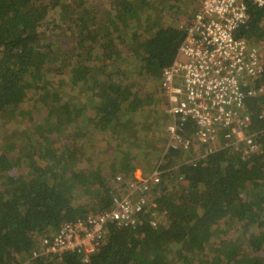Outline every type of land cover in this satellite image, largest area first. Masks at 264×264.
<instances>
[{
  "label": "trees",
  "instance_id": "obj_1",
  "mask_svg": "<svg viewBox=\"0 0 264 264\" xmlns=\"http://www.w3.org/2000/svg\"><path fill=\"white\" fill-rule=\"evenodd\" d=\"M77 1L0 0V128L23 112L29 122L24 118L22 132L33 140L29 154L15 147L0 151V264H264V151L224 142L189 163L183 150L159 146L160 138L167 140L170 118L158 108L164 94L158 82L176 58L185 29L155 23L154 29H136L140 0ZM248 8L250 18L237 34L257 43L264 40V6L250 2ZM59 26L72 35L71 48L61 53L68 37L61 44L42 39ZM63 61L71 66L75 92L62 80ZM259 84L264 72L250 87ZM81 86L88 91H79L85 90ZM31 94L35 101L29 104ZM244 100L248 131L264 144V95ZM141 115L142 127L153 131L157 154L151 159L159 158L164 169L153 191L156 212H166L168 224H153L151 216L135 226L109 223L105 242L88 260L77 250L45 254L44 236L111 207L116 188L101 166L108 161L94 158L88 167L80 162L97 157L102 140L127 141L132 120ZM175 123L189 133L198 127L191 118ZM18 133L9 134L18 139ZM119 160L125 184L134 166ZM237 225L242 229L235 232ZM217 235L219 243L213 241Z\"/></svg>",
  "mask_w": 264,
  "mask_h": 264
},
{
  "label": "built area",
  "instance_id": "obj_2",
  "mask_svg": "<svg viewBox=\"0 0 264 264\" xmlns=\"http://www.w3.org/2000/svg\"><path fill=\"white\" fill-rule=\"evenodd\" d=\"M264 6V0H201L194 18L185 27V38L173 63L163 68L161 83L167 100L166 111L173 118L166 150L189 152L186 162L204 159L220 132L226 129L223 145L244 144L248 151H264V144L248 132L251 117L245 96L264 95V85L251 88L264 72V40L251 42L237 31L250 18L248 3ZM194 119L198 124L189 133L175 123ZM182 130L185 133H182ZM150 175L116 176L119 190L111 207L96 215L88 214L65 222L59 231L42 238L45 254L77 250L85 260L105 242L109 223L135 226L151 216L152 223L168 224L166 212H156L154 187L162 180V161ZM184 178V176H182ZM124 186V188H122ZM159 191V190H158Z\"/></svg>",
  "mask_w": 264,
  "mask_h": 264
},
{
  "label": "rangeland",
  "instance_id": "obj_3",
  "mask_svg": "<svg viewBox=\"0 0 264 264\" xmlns=\"http://www.w3.org/2000/svg\"><path fill=\"white\" fill-rule=\"evenodd\" d=\"M93 1V0H92ZM110 0H100L102 5H108ZM112 1V0H111ZM201 0H140V3L136 9L138 11L137 17L135 21L136 29L141 30L144 28L143 26L145 24H148L152 27L151 23H155L157 26H163V25H177L179 26H186L193 18L194 14L198 10L199 3ZM70 3L73 5H76L78 3L77 0H70ZM175 5V6H174ZM105 7V6H104ZM60 18L62 20H65V14L62 13L60 15ZM60 20V22L63 24H66L65 21ZM157 22V23H156ZM153 28V27H152ZM154 29V28H153ZM143 30V29H142ZM66 37H68L67 42L69 46L63 45L61 48L58 49V52L61 53L62 48L70 49L72 46V35H70V32L66 29L64 26H59V28L54 32L52 36H50L48 39H46V36H42L43 40H56L57 42L60 41V44L62 43V40H64ZM55 41V42H56ZM61 66L63 67V76L62 80H64V84L68 87V89L75 92L79 89L77 84L72 81V70L71 66H67L66 62H62ZM162 76V74L160 75ZM158 84H161V80H159ZM264 85V84H262ZM82 89L85 90H79L84 91L85 93L88 91L86 89L87 86H81ZM157 89H154L156 91ZM35 94H31L29 97V104H32L35 101ZM86 96V95H82ZM144 102V101H143ZM29 104L26 103V105L29 106ZM147 106L146 103H144L143 108ZM160 107V110L162 113H165L167 117L170 118V121L167 123V126L165 124V135L167 140H163L160 138L161 143L159 142V146L163 144V146H166L167 141L169 140V127L173 125L172 116L167 113V103L165 101L164 94L162 95V99L160 104L158 105V108ZM153 109H150L147 111L148 115L153 114ZM143 115L140 117L132 120V133H126L124 135V139H127V141L120 140V139H114L112 142H107L106 140H102L101 142L97 143L96 150L98 152V156L96 157L93 155L90 159L86 161L80 162V165L83 167H88L92 163L94 158L103 157L108 162L102 163V168H104V172L109 175V179L111 181V184L113 185V188H116L119 190V182L116 178V176L123 174V172L120 171L121 168H118L119 165L117 163L120 162L119 159L123 158L124 160H131V163L134 166V170L137 168H140L141 174L139 177L142 176H148L153 171L152 163L156 164L159 162V158L155 159L151 157L153 155H156L155 148L153 149L151 144H154L153 138V131L149 130L148 128L142 127L143 122ZM261 117L264 118V111L261 114ZM14 123H9V127L5 129L4 127L0 128V151H3L6 148L12 149L15 147V151L18 153H22V155L29 154L30 146L33 143V140L31 138H28L24 132H22V129L24 128V124H22V121L24 118H26V123L29 122L28 116L24 114L23 112L14 117ZM168 120V119H167ZM166 120V121H167ZM251 126V124H250ZM12 129H18L19 133L17 134L18 139L14 138L12 135H10V131ZM4 131V132H3ZM9 131V132H8ZM249 133L252 134L253 139L257 132L254 131L252 128L249 129ZM151 140L150 145H146V140ZM36 140V139H35ZM129 140H133L132 142L128 143ZM154 141V142H153ZM12 143L13 146L10 144ZM9 146H8V145ZM220 144V139L218 140V143L213 144V146H218ZM54 149L58 152L61 150L59 146H55ZM18 150V151H17ZM85 152V151H84ZM185 152V151H184ZM83 154V152H82ZM119 158H118V157ZM182 158H188L189 152L183 153ZM113 158L115 159V165L112 163ZM138 158V159H136ZM136 159V160H135ZM117 160H119L117 162ZM138 160V161H137ZM18 163V162H17ZM25 165V164H24ZM101 166H99L101 168ZM118 168V169H117ZM153 168V169H152ZM26 168L24 169V171ZM134 170L132 172V176L135 175ZM151 171V172H150ZM138 177V176H137ZM124 188V186L122 187ZM115 192V193H116ZM234 231H240L242 227L239 225L233 227ZM219 238V235H217L214 238V242L219 243L217 239Z\"/></svg>",
  "mask_w": 264,
  "mask_h": 264
},
{
  "label": "crops",
  "instance_id": "obj_4",
  "mask_svg": "<svg viewBox=\"0 0 264 264\" xmlns=\"http://www.w3.org/2000/svg\"><path fill=\"white\" fill-rule=\"evenodd\" d=\"M140 170H141L140 168H137L136 170H134V173L136 176H139L141 174Z\"/></svg>",
  "mask_w": 264,
  "mask_h": 264
},
{
  "label": "clouds",
  "instance_id": "obj_5",
  "mask_svg": "<svg viewBox=\"0 0 264 264\" xmlns=\"http://www.w3.org/2000/svg\"><path fill=\"white\" fill-rule=\"evenodd\" d=\"M194 16H195V14H194ZM194 16H193V18H194ZM193 18H192V19H193ZM181 27H182V26H181ZM185 27H186V26H184V27H182V28H184V29H185ZM185 34H186V32H185ZM245 147H246V146H245Z\"/></svg>",
  "mask_w": 264,
  "mask_h": 264
}]
</instances>
